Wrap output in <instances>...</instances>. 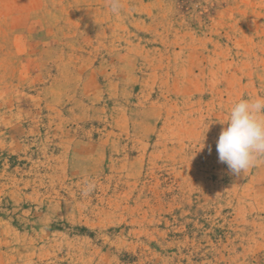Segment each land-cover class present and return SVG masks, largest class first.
I'll return each instance as SVG.
<instances>
[{"label":"rangeland","instance_id":"374dc122","mask_svg":"<svg viewBox=\"0 0 264 264\" xmlns=\"http://www.w3.org/2000/svg\"><path fill=\"white\" fill-rule=\"evenodd\" d=\"M120 4L0 0V264H264V0Z\"/></svg>","mask_w":264,"mask_h":264},{"label":"clouds","instance_id":"9594fccd","mask_svg":"<svg viewBox=\"0 0 264 264\" xmlns=\"http://www.w3.org/2000/svg\"><path fill=\"white\" fill-rule=\"evenodd\" d=\"M110 9L118 15L120 0H110ZM221 123L227 126L222 128L216 142L218 159L239 176L264 158V96L234 103L227 120ZM92 187L89 185L87 191Z\"/></svg>","mask_w":264,"mask_h":264}]
</instances>
